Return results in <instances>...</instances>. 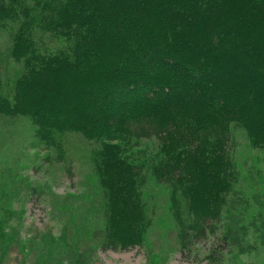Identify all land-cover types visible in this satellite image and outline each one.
Wrapping results in <instances>:
<instances>
[{"label":"trees","instance_id":"16d2710c","mask_svg":"<svg viewBox=\"0 0 264 264\" xmlns=\"http://www.w3.org/2000/svg\"><path fill=\"white\" fill-rule=\"evenodd\" d=\"M0 26L23 64L12 94L0 69V114L29 117L60 153L71 133L94 142L107 245L144 240L142 166L127 150L141 139L158 144L151 170L183 201V232L218 219L233 128L264 146V0H0Z\"/></svg>","mask_w":264,"mask_h":264},{"label":"rangeland","instance_id":"374dc122","mask_svg":"<svg viewBox=\"0 0 264 264\" xmlns=\"http://www.w3.org/2000/svg\"><path fill=\"white\" fill-rule=\"evenodd\" d=\"M11 50L10 34L0 26V69L9 94L23 71ZM231 136L234 183L204 233L183 232L177 216L178 209L186 211L183 201L173 200L170 183L153 174L158 144H129L142 166L149 224L143 242L121 248L105 243L94 142L71 133L60 153L41 141L29 117L0 114V264H264V146L253 145L241 127Z\"/></svg>","mask_w":264,"mask_h":264}]
</instances>
